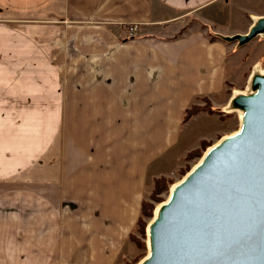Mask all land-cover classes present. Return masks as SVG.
<instances>
[{
    "label": "crops",
    "instance_id": "obj_1",
    "mask_svg": "<svg viewBox=\"0 0 264 264\" xmlns=\"http://www.w3.org/2000/svg\"><path fill=\"white\" fill-rule=\"evenodd\" d=\"M255 15L264 0H0V264H117L151 173L212 120L186 109L229 98L218 34Z\"/></svg>",
    "mask_w": 264,
    "mask_h": 264
},
{
    "label": "water",
    "instance_id": "obj_2",
    "mask_svg": "<svg viewBox=\"0 0 264 264\" xmlns=\"http://www.w3.org/2000/svg\"><path fill=\"white\" fill-rule=\"evenodd\" d=\"M258 35L264 15L244 33L218 34L237 47ZM256 68L248 89L228 98V110L241 111L237 129L208 145L159 202L136 264H264V72Z\"/></svg>",
    "mask_w": 264,
    "mask_h": 264
},
{
    "label": "rangeland",
    "instance_id": "obj_3",
    "mask_svg": "<svg viewBox=\"0 0 264 264\" xmlns=\"http://www.w3.org/2000/svg\"><path fill=\"white\" fill-rule=\"evenodd\" d=\"M244 15H239L234 9L227 16L224 15L223 19H220V27L225 28H239L243 24ZM252 20V19H251ZM252 22V21H251ZM224 23V24H223ZM251 24V23H250ZM249 27V26H248ZM248 29V28H247ZM247 31V30H246ZM245 31V32H246ZM231 63L228 74V84L226 95L230 96L234 89H243L246 84L253 67L256 64L264 66V36L258 35L250 40L248 43L244 44L243 47H237L236 41L231 42ZM239 48V49H238ZM238 49V52L234 50ZM228 100L223 102L221 106L212 105L208 98H199L193 107H202L200 111H206L212 119L202 125L200 122L194 125L199 126L198 136H192L190 142L185 145L180 141L172 151L174 154H169L165 159L160 162L162 167L161 174L153 172L151 175L154 177L151 180V189L146 193L145 202L153 205V209L150 215H142L139 213L140 221L144 222L143 230L141 226L136 224L132 232L128 235L125 247L121 251L120 259L117 264H136L145 254H146V225L150 220L155 206L165 200L169 187L172 183L182 177L185 172L199 159L203 151L206 149L204 145H210L219 139L222 135L231 133L235 131L238 127V113L234 110L224 111V106ZM191 106V107H192ZM192 107V108H193ZM194 127V126H193ZM215 137L211 139V137ZM205 143V144H204ZM184 145V146H183ZM182 147V149H181ZM189 149L186 154L185 150ZM157 175V176H155ZM163 177L168 180V187L164 190H160L157 193H152L155 187V179ZM157 199H161L158 201ZM145 213L148 212V206L145 207ZM141 212V211H140Z\"/></svg>",
    "mask_w": 264,
    "mask_h": 264
},
{
    "label": "trees",
    "instance_id": "obj_4",
    "mask_svg": "<svg viewBox=\"0 0 264 264\" xmlns=\"http://www.w3.org/2000/svg\"><path fill=\"white\" fill-rule=\"evenodd\" d=\"M192 107L186 109L183 121H186L189 117H191L192 115L197 113L202 108V107H193V108ZM208 145H204V148L207 147ZM154 183H155V187H154V190L152 191V193H157L158 191L164 190L165 188L168 187V180L166 178H163V177L156 178ZM157 200L160 201L161 199H157ZM146 206H148L147 214L145 213V210H144ZM152 209H153V205H150L148 202H145V200H142L141 205H140V211H141L140 213H142V215H145V216L150 215L152 212ZM140 216H141V214H140ZM140 216L137 218L135 226H136V224H139L141 226V230H143L144 222L140 221V219H139Z\"/></svg>",
    "mask_w": 264,
    "mask_h": 264
},
{
    "label": "bare ground",
    "instance_id": "obj_5",
    "mask_svg": "<svg viewBox=\"0 0 264 264\" xmlns=\"http://www.w3.org/2000/svg\"><path fill=\"white\" fill-rule=\"evenodd\" d=\"M255 67H258L259 69H255V71H257V72H264V66H261L260 64H256L255 65ZM253 71V70H252ZM262 72V73H263ZM251 75V74H250ZM250 75H249V77H250ZM249 77H248V79L246 80V84L244 85V88L243 89H234L233 91H234V93H237L238 91L239 92H241V91H244L245 89L247 90L248 88H247V86H248V80H249ZM245 90V91H246ZM229 100V99H228ZM228 101H227V103H226V105L224 106V111H226V112H228V111H231V109H229L228 110ZM237 113H238V115L240 116L241 115V111H237ZM239 116H238V119H239ZM238 124H239V122H238ZM234 132V131H233ZM175 184V182L173 183V184H171V187H170V189H169V192H168V194H167V196H166V199H167V197L169 196V193H170V191H171V189H172V187H173V185ZM159 204L160 203H158L157 205H156V208L154 209V214L153 215H155V213H156V211H157V208L159 207ZM147 240V239H146ZM146 244H147V246H148V241H146ZM148 249V248H147ZM147 249H146V253H147Z\"/></svg>",
    "mask_w": 264,
    "mask_h": 264
},
{
    "label": "built area",
    "instance_id": "obj_6",
    "mask_svg": "<svg viewBox=\"0 0 264 264\" xmlns=\"http://www.w3.org/2000/svg\"><path fill=\"white\" fill-rule=\"evenodd\" d=\"M134 27L133 26H130L129 29L132 30Z\"/></svg>",
    "mask_w": 264,
    "mask_h": 264
}]
</instances>
